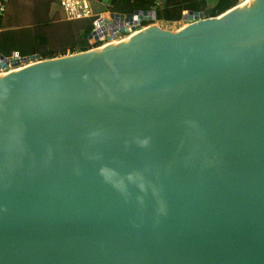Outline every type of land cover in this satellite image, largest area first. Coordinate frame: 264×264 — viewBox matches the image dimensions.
<instances>
[{
    "label": "water",
    "instance_id": "95a60500",
    "mask_svg": "<svg viewBox=\"0 0 264 264\" xmlns=\"http://www.w3.org/2000/svg\"><path fill=\"white\" fill-rule=\"evenodd\" d=\"M182 19L0 53V264H264V0Z\"/></svg>",
    "mask_w": 264,
    "mask_h": 264
},
{
    "label": "trees",
    "instance_id": "16d2710c",
    "mask_svg": "<svg viewBox=\"0 0 264 264\" xmlns=\"http://www.w3.org/2000/svg\"><path fill=\"white\" fill-rule=\"evenodd\" d=\"M164 7L159 8L156 5V0H119L113 1L111 12L122 14L132 13L136 10L149 11L156 7L157 20L178 21L181 18V13L185 9L194 12H202L204 17H215L223 14L231 8L239 4V0H218L211 8L202 7L198 0H166ZM189 1V2H188ZM99 16L91 15L88 18L78 20H60L45 18L43 16L35 17L33 23L29 27H20L17 30L4 27L0 29V52L6 57H11L14 52L22 57L31 54H40L42 59L53 58L56 56L69 53L86 51L92 46L89 44L88 36L94 28V22ZM79 21V24H72L64 31L73 35L71 41L60 48H51L48 46L49 37L45 33H50V27L61 23H72ZM150 22L145 21L142 26H146ZM24 33H15L22 32ZM102 43H97L101 45ZM47 46V47H46Z\"/></svg>",
    "mask_w": 264,
    "mask_h": 264
},
{
    "label": "crops",
    "instance_id": "0c3cea01",
    "mask_svg": "<svg viewBox=\"0 0 264 264\" xmlns=\"http://www.w3.org/2000/svg\"><path fill=\"white\" fill-rule=\"evenodd\" d=\"M14 1L17 3V5L21 4V6H16L15 8V6L14 7L12 6V0H7L6 13L0 16V29L6 27L5 23L11 20L14 23L13 24L14 27H29L32 25L34 18L40 16H43L45 18L63 20L60 8L56 0H31L30 4L32 6L29 5V9L24 8L23 2H27V0H14ZM113 1L118 2L119 0H89L91 15L99 16L103 18H109L110 14L117 13V12H111L109 10V8L112 7ZM217 1L218 0H198L201 6L202 7L204 6L206 8L213 7ZM166 2H167L166 0H156V5L159 8H162L164 7ZM152 10L156 11V7H153ZM187 11H191V10L189 9L183 10L181 13V18L178 21L157 20V22H170V23L180 22L182 20V16L185 13H187Z\"/></svg>",
    "mask_w": 264,
    "mask_h": 264
},
{
    "label": "rangeland",
    "instance_id": "374dc122",
    "mask_svg": "<svg viewBox=\"0 0 264 264\" xmlns=\"http://www.w3.org/2000/svg\"><path fill=\"white\" fill-rule=\"evenodd\" d=\"M247 0H239V4H244L246 3ZM24 3V8L25 9H29V5L32 6L30 3H31V0H27V2H23ZM12 6L16 8V6H21V4H18L12 0ZM6 9H7V3H6ZM6 13V12H5ZM4 15V14H3ZM2 16V15H0ZM80 22L79 21H76V22H72V23H61L59 25H54L52 27H50V33H45V35H47V37H49V43H48V46L50 45L51 48H60L62 46H65L69 41L72 40L73 38V35H70V33H65L64 31H66L67 29L69 30V27H71L72 24H79ZM152 23V22H150ZM154 23H157L160 28L162 29H168V30H172V31H175L177 29H180L184 26H186V22L184 21H180V22H175V23H170V22H154ZM6 27L7 28H11V29H14V30H17L18 28L20 27H14L13 26V21H7L5 23ZM18 31V30H17ZM25 31H22V32H15V33H24ZM127 36V35H126ZM120 40V37L119 38H116L115 41H119ZM109 42L113 43L112 41H105L104 43L102 42L101 46L105 45V44H108ZM115 43V42H114ZM47 47V46H46ZM100 47V46H99ZM66 54H69V50L67 51ZM28 64V63H27ZM26 63H20L19 65V68L20 67H23L25 66ZM18 67L17 68H12L10 71H14V69H19ZM0 74H5L3 71H0Z\"/></svg>",
    "mask_w": 264,
    "mask_h": 264
},
{
    "label": "built area",
    "instance_id": "2783aa9c",
    "mask_svg": "<svg viewBox=\"0 0 264 264\" xmlns=\"http://www.w3.org/2000/svg\"><path fill=\"white\" fill-rule=\"evenodd\" d=\"M61 11V15L65 20H78L91 16V8L89 0H56ZM7 0H0V15L6 12ZM185 13L184 15H186ZM102 18V17H98ZM182 21L186 22L184 19ZM93 29H96L95 26ZM21 59L17 52L13 53L9 59ZM23 63V62H21Z\"/></svg>",
    "mask_w": 264,
    "mask_h": 264
},
{
    "label": "bare ground",
    "instance_id": "6f19581e",
    "mask_svg": "<svg viewBox=\"0 0 264 264\" xmlns=\"http://www.w3.org/2000/svg\"><path fill=\"white\" fill-rule=\"evenodd\" d=\"M251 0H247V2L246 3H244V4H241V5H246V4H249V2H250ZM13 71V70H12ZM9 73V72H8ZM6 74V73H5ZM1 75V74H0Z\"/></svg>",
    "mask_w": 264,
    "mask_h": 264
}]
</instances>
